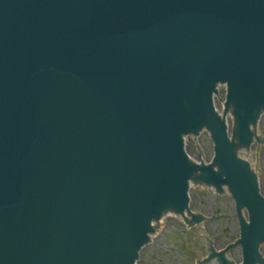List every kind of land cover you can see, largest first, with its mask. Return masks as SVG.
Wrapping results in <instances>:
<instances>
[{
    "label": "water",
    "instance_id": "obj_1",
    "mask_svg": "<svg viewBox=\"0 0 264 264\" xmlns=\"http://www.w3.org/2000/svg\"><path fill=\"white\" fill-rule=\"evenodd\" d=\"M261 115L264 0H0V264H138L165 214L202 227L188 185L264 264Z\"/></svg>",
    "mask_w": 264,
    "mask_h": 264
},
{
    "label": "rangeland",
    "instance_id": "obj_2",
    "mask_svg": "<svg viewBox=\"0 0 264 264\" xmlns=\"http://www.w3.org/2000/svg\"><path fill=\"white\" fill-rule=\"evenodd\" d=\"M257 133L264 136V115L257 121ZM256 141L249 143L247 150L252 162L257 160V182L264 196V145L255 150ZM191 209L200 211L202 227L181 222L177 215H166L153 232L148 245L140 248L138 264H197L198 257L204 258L207 247L198 232L207 233L214 250H223L226 243H233L230 259L242 263V250L236 242L239 217L233 195L229 192L192 186Z\"/></svg>",
    "mask_w": 264,
    "mask_h": 264
},
{
    "label": "bare ground",
    "instance_id": "obj_3",
    "mask_svg": "<svg viewBox=\"0 0 264 264\" xmlns=\"http://www.w3.org/2000/svg\"><path fill=\"white\" fill-rule=\"evenodd\" d=\"M259 117L260 116H257V121H258V119H259ZM257 135H258V133H257ZM248 138H249V143L251 142V141H253V139L250 137V136H248ZM249 143H248V145H247V150H248V148H249ZM250 162L252 163V161L250 160ZM255 178H256V186H257V184H258V182H257V171L255 170ZM193 185H188V188H189V190H188V193H187V197L188 198H190L191 196V193H190V190H191V187H192ZM216 191H218L219 192V190H216ZM260 195H261V193H258V196L260 197ZM262 196V195H261ZM189 201H190V199H189ZM187 209L192 213V212H194V211H192V209H191V203L190 202H188V205H187ZM167 214H165L164 216H166ZM163 216V217H164ZM163 217L162 218H160L158 221H157V225L159 226V224L160 223H162V219H163ZM181 217V216H180ZM152 234V233H151ZM229 260H231L230 258H229ZM232 261V260H231Z\"/></svg>",
    "mask_w": 264,
    "mask_h": 264
}]
</instances>
